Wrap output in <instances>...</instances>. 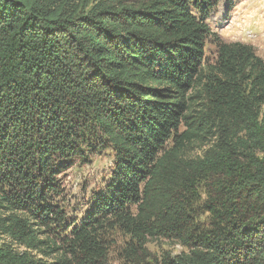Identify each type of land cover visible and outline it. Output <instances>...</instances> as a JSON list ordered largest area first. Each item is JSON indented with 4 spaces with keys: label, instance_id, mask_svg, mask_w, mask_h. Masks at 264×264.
<instances>
[{
    "label": "trees",
    "instance_id": "16d2710c",
    "mask_svg": "<svg viewBox=\"0 0 264 264\" xmlns=\"http://www.w3.org/2000/svg\"><path fill=\"white\" fill-rule=\"evenodd\" d=\"M89 1L0 0V230L58 254L4 242L0 264H106L115 227L135 255L189 250L168 264H264V58L212 31L219 0ZM104 148L111 179L68 230L58 177Z\"/></svg>",
    "mask_w": 264,
    "mask_h": 264
},
{
    "label": "rangeland",
    "instance_id": "374dc122",
    "mask_svg": "<svg viewBox=\"0 0 264 264\" xmlns=\"http://www.w3.org/2000/svg\"><path fill=\"white\" fill-rule=\"evenodd\" d=\"M96 1L98 0H90L82 7L89 10ZM231 3L233 4L230 5L228 0H219L208 20L212 31L226 42L252 45L255 53L264 58V0H232ZM213 39L214 37L208 39L206 45L209 61H214L216 57L217 48ZM202 83H196L193 90V95L200 97L196 100L200 103L195 107L197 109L201 108L203 103ZM209 146V144H194L188 151V155L202 157ZM114 154L111 148L89 153L85 159H76L73 165L58 177L62 192L57 198V203L66 214L67 220L64 226L68 230L82 223L91 211L95 194L110 181L114 168ZM204 197L203 194V200ZM1 212L6 215L2 208H0ZM198 221L202 225H207L209 215L198 216ZM102 237L108 253L106 264H168L189 251L179 241L152 237L148 238L143 246L144 249H139L135 255L133 248L138 247L137 241L132 240V237L123 230L117 227L107 228L102 233ZM4 242L11 243L19 251L28 250L35 257L47 261H53L58 257V254L48 257L40 251L28 249L0 230V245Z\"/></svg>",
    "mask_w": 264,
    "mask_h": 264
}]
</instances>
